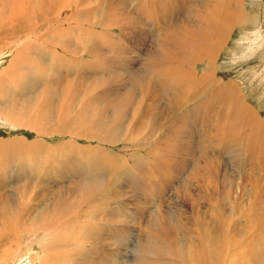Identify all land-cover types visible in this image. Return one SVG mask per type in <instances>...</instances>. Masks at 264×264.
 Masks as SVG:
<instances>
[{"label":"bare ground","instance_id":"obj_1","mask_svg":"<svg viewBox=\"0 0 264 264\" xmlns=\"http://www.w3.org/2000/svg\"><path fill=\"white\" fill-rule=\"evenodd\" d=\"M245 4L0 0V118L40 138L0 140V264H264V119L234 82L215 77L234 29L249 17ZM134 57V90L101 93L114 89L108 72ZM121 121L122 143L147 156L131 167L106 152L89 162L91 148L78 139L94 141ZM55 135L75 146L61 152L41 139ZM122 169L142 181L135 211H97L103 196L123 191ZM178 178L171 187L186 206L160 200L147 218L141 198L165 196ZM155 180L163 189L153 187L152 197ZM115 217L138 228L129 262L102 247L129 236L104 234Z\"/></svg>","mask_w":264,"mask_h":264},{"label":"rangeland","instance_id":"obj_2","mask_svg":"<svg viewBox=\"0 0 264 264\" xmlns=\"http://www.w3.org/2000/svg\"><path fill=\"white\" fill-rule=\"evenodd\" d=\"M245 10H246L247 14H249V17L243 26L236 27L234 29L232 36H231V39L228 43V46L225 48L224 52H222L220 54V56L217 60L215 77L218 80H220L221 82L223 81L222 83H227V82L233 83L234 82L233 84L236 86L238 92L240 91L239 93L241 94V96L243 95L242 96L243 103L246 106H248L251 110H253L254 113L259 118L264 119L263 118L264 117V0H246ZM260 36L262 37V39ZM255 40H258V43L261 45V47L251 49L253 47V45L255 44V42H254ZM261 40H262V42L260 43L259 41H261ZM135 42H137V41H135ZM7 58L8 57H6V59ZM6 59H4L3 62H5ZM120 62L121 63H119V67L116 69V71L114 72L113 75L111 73L109 74V72L107 74V76L111 75V77L113 78V80L115 82V83L114 82L112 83L114 89H111L110 87H108L109 86L108 85V86H106V88H104V90H101V93H105V92H107L108 94L114 93V92H116V93H120V92L124 93L125 92L126 93V92L130 91L131 89L134 90L133 84H131V74H132L131 66L138 65L139 60L135 57L130 58V59L129 58H123L120 60ZM201 69H202V66L199 67V70H201ZM116 74H117V76H114ZM118 74H119V76H121L120 78H119ZM126 77H127V79H126ZM118 79H120V80H118ZM125 79L127 82L125 81ZM128 83H130L131 85H129ZM115 84H117V85H115ZM125 86H127V88ZM188 108H191V106H188ZM186 110H187V108L180 115L185 117V114L187 112ZM122 118H123L122 121L125 122L124 117H122ZM122 121H121V123L120 122L118 123V126L122 124L121 127L119 126L118 129L116 128V127H118L116 124H115L116 127L109 126L110 128L106 129L105 134H104L105 137L104 138L102 137V139L100 138V136H104V135H102V133H104V132H102V131L98 132L97 135H99V136H97V137H99L101 140H99L97 137L94 138V141L93 140L92 141H85L83 139H78V141H77L78 146L84 147V148L89 147V149L91 148L87 152V154H89V157H91L89 159V162H93V161L96 162L95 154L102 153V152L103 153H105V152L109 153L112 157L116 158V161H117V164L119 167H121L122 165L124 167L125 166L124 164H126L127 160L130 162V164H128L130 166L132 161L136 162L138 159L143 158V157L145 158L147 156L145 153L148 152L147 151L148 149L144 148L143 150L140 149V151L134 152L135 150H134V148H132V146H130L129 144L122 143V137L124 136V130H121V128H123V125L125 124ZM114 132L115 133L117 132V133L115 134ZM118 132H120V133H118ZM47 133H51V132L48 131ZM106 135H107L108 139L110 138V140H108V141L106 140L107 139ZM118 136H119V138H118ZM24 137L26 138L27 141H35V140L40 141V138H38V136L34 132H32L28 129H25L24 127H20L17 125L14 126L13 123L10 122L9 120H3L0 118V140H9V139H13V138H24ZM112 138H115V139H112ZM41 139L44 141L43 143H45L48 146L58 145L57 146L59 148L58 150L61 152H68L71 149V147L75 146L71 142V139L69 138L68 135H66V136L55 135L52 138L51 137H44ZM96 139H98L97 140L98 142L96 141ZM103 139H105V143H104ZM118 139H120V140H118ZM80 141H82V142H80ZM65 142H66V144H65ZM99 142L100 143L102 142V144H100ZM106 142H110V144L109 143L107 144ZM70 143H72V144H70ZM111 143H113V144H111ZM121 143H122V145H121ZM62 144H64V145H62ZM65 147H67V148L65 149ZM96 147H98L100 149H98ZM131 149H133V150H131ZM151 149H154V148H151ZM130 155L132 156L131 158H129ZM230 157H231L230 155H228V158L226 156L227 160L224 157L228 167L231 166V161H230L231 158ZM134 158H135V160H134ZM92 159H93V161H92ZM75 161H78V159H73L74 165H76ZM100 173H102V171H100ZM132 175L133 174H131L129 172L125 173L124 169H122L119 176H121V180H123V179L125 180V181L123 180V182H121L124 186V188L122 189L123 191H120L119 195L117 194V197H115V198L110 197L111 199H109L108 197L103 196L101 198V200L98 201L99 203H97V206L94 205L96 210L98 211V209H107V206H109L108 208H111L110 210L114 211V213H115V211H116V213H119L118 210L122 211L121 210L122 209L121 204H125V205L127 204V206L125 208L127 211L126 210L125 211L128 212V214H130V212L133 213V210L135 211L136 206H133V208L131 206L137 204V202L139 203V197H140V193L137 190L138 184L136 185L135 183H137L136 181H139L138 183H140L141 180L137 176L136 177L138 178V180H136V177H134ZM128 176H132V177H134V179L132 177H128ZM180 176H183V174ZM128 178L132 181V183H130V180ZM179 179L180 178L174 180L173 181L174 183L172 182L166 188L167 191L165 193V196L162 195L163 192H161V191H160L159 196H158V193L154 192L156 189L162 188L163 185L159 186V184L161 185V182L159 180H155V181L151 182L150 186L152 189H154L152 191L153 193L151 192L152 193L151 195H152V197H154V196H158V197L152 198L153 200L152 199L149 200L146 197L145 198L142 197L141 201H140V205H143V203H144V210H145L144 213H145V216L147 218H148L149 214L151 213V211L153 210V208L156 205H158L160 200H163V202H164L163 206H166L168 208L169 207L175 208V204H176V206L181 205V204L186 206L185 203H180V202H184V201H180L182 199H180V200L176 199L177 195L174 194V191L172 189V187L174 188L176 186L175 183H177ZM156 181H157V183H156ZM68 183L69 182H67L66 184H68ZM152 183H154L155 185ZM127 184H128V186H127ZM140 185H141V183H140ZM171 185H172V187H171ZM67 186H69V184ZM125 186H127V187H125ZM47 187H50V185H47ZM153 187H156V189ZM136 195L139 197H137ZM163 196L165 197V199L162 198ZM120 197H122V199ZM174 199L176 201H173ZM124 201H126V202L123 203ZM177 201H179V202H177ZM147 202H149V204ZM156 202H158V203H156ZM153 203H154V205H153ZM102 204H105V206L102 208H99L98 206H100ZM116 219H117L116 221H119V222L118 223L115 222V219H114V222H111L112 226H109L110 230L104 231V234H106L107 232H110L113 228L116 231L120 230L124 233L130 231V233L128 234L129 236H125L124 238H119L118 239L119 241H116L119 246L117 245V247H115V248L110 247V245L113 244V241L107 242L108 245L106 243V246H108L109 248H107L106 246H102V247H103V249H106V250H109L111 248L116 249L121 254V256L118 255L120 257L119 258L120 261L121 262H129L128 258H132L134 255V248H133L134 246L133 245L135 244V247H136V241H137L136 239L138 236L137 234H139L137 232L138 228H136L137 225H136L135 221L133 223V221L131 220V223H130V219H128V220H126V223L124 224V223L120 222L119 218H116ZM107 224H110V223H104V225H107ZM98 226H99V224H98ZM122 240H124V241H122ZM96 246H97V248L100 247V245H96ZM102 247H101V249H102ZM20 264H30V263H28L27 261H24V262H21Z\"/></svg>","mask_w":264,"mask_h":264}]
</instances>
